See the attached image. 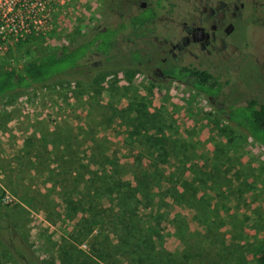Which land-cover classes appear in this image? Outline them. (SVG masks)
<instances>
[{
  "label": "rangeland",
  "instance_id": "rangeland-1",
  "mask_svg": "<svg viewBox=\"0 0 264 264\" xmlns=\"http://www.w3.org/2000/svg\"><path fill=\"white\" fill-rule=\"evenodd\" d=\"M106 10L107 0L61 1L51 29L0 53V66L18 70L35 55L84 39L109 22ZM227 57L228 73L214 100L173 80L150 82L139 68L118 67L113 56L96 54L86 62H98L91 73L80 68L5 93L0 212L15 227V237L22 235L43 264H135L133 245L117 249L105 241L107 234L116 240L106 227L112 217L79 220L99 210L86 191L98 183L89 180L101 173L98 154L115 152L126 181L135 184L130 170L136 165L147 172L157 167L162 174L158 186L150 183L149 197L137 194L143 207L135 222L146 235L155 230L163 240L155 252L177 264H183V253H190L185 264H253V251L264 240V146L217 109L251 97L264 100L262 19L237 25ZM155 138L165 140L167 153L177 159L168 161ZM183 182L191 188L187 194ZM78 201L77 210L69 208ZM0 264H20L1 238Z\"/></svg>",
  "mask_w": 264,
  "mask_h": 264
},
{
  "label": "trees",
  "instance_id": "trees-1",
  "mask_svg": "<svg viewBox=\"0 0 264 264\" xmlns=\"http://www.w3.org/2000/svg\"><path fill=\"white\" fill-rule=\"evenodd\" d=\"M28 39L29 37L23 41H27ZM113 46L112 30L107 27L105 31H96L95 34H89L80 41L63 44L56 49L35 55L23 62L18 70L0 66V98L5 93L18 87H27L33 83H43L59 74L72 75L73 72L71 71L77 70L76 66L82 65L83 60L92 51L100 52V56L103 59H110L113 56L111 53ZM178 77L184 78L180 75ZM190 78H187V81L195 89L207 95L216 96L220 94L221 82L209 77L206 71H196V74L190 76ZM140 105L144 106L142 103ZM217 110L223 113V117L227 121L245 130L251 137L264 146V100L251 97L246 99L242 104L231 103L227 108H218ZM136 112H140V109H136ZM215 123L218 127L219 122L216 121ZM219 124L218 128L222 132L231 133L232 129L230 126ZM66 142L68 147H70L71 143L68 141V138H66ZM154 143H158L163 156H168V161L177 159L175 155L169 156V151L167 153L165 140L155 138ZM111 154H115V152L103 151L101 154H98L99 160L95 163H97L101 173L98 172V177L95 174L89 177L90 181L97 179L98 183H94L91 187H86L87 193H92L96 197V206L93 207H98L99 210L95 211L96 214L89 217L82 216L79 220L85 223H96L103 221L101 216L112 217L111 221L106 220L108 221L106 222V227L110 228L116 240L112 242L107 234L105 241L110 246L118 247L117 249L122 248V246L130 248L133 245L135 250L132 248L131 259L135 264H170L169 260L172 261V264H177L175 258L166 260L155 252L156 246H161L163 243L157 231L154 230L155 232L153 231L148 236L135 222L140 207H143L141 206L140 196L144 198L149 197L150 192L147 189L150 183L158 186L159 183L156 180L161 179L162 174L156 173L158 171L157 167L153 168L152 172H147L136 165L135 167L137 168L130 170L132 171V177L135 179V184H133L131 181L123 179V174L117 169L119 159L117 156ZM141 158L139 157L140 161ZM89 173L92 174L93 172L89 171ZM157 174L158 176H156ZM139 175L141 178H139ZM148 177L153 181L150 182ZM192 177V181H194V174ZM183 183L185 184L184 193L187 194L191 188L186 187V182ZM169 190H171L173 197L179 195L175 192L174 185ZM65 192L73 194L72 190H65ZM137 194L140 196H137ZM66 201L69 204L72 198L68 196ZM79 203L82 204V202L78 201V203L70 205L69 208L77 210L80 207ZM149 203L150 199L145 200L144 207L147 208ZM158 203L159 200L157 201ZM83 218L84 220H81ZM136 230L138 234L135 232ZM16 234L15 227L0 212V238L12 250L20 264H43L42 259L34 252L26 239L22 235L17 238L15 237ZM188 254L190 255V253L182 254L180 257L181 263L185 264ZM253 264H264V240L253 251Z\"/></svg>",
  "mask_w": 264,
  "mask_h": 264
},
{
  "label": "flooded vegetation",
  "instance_id": "flooded-vegetation-1",
  "mask_svg": "<svg viewBox=\"0 0 264 264\" xmlns=\"http://www.w3.org/2000/svg\"><path fill=\"white\" fill-rule=\"evenodd\" d=\"M106 12L109 22L90 34L112 30L111 53L120 62L115 66H135L150 82L193 87L187 78L196 71L223 83L229 38L239 23L264 21V0H107ZM88 56L76 66L83 73L98 69V62L86 65Z\"/></svg>",
  "mask_w": 264,
  "mask_h": 264
},
{
  "label": "built area",
  "instance_id": "built-area-1",
  "mask_svg": "<svg viewBox=\"0 0 264 264\" xmlns=\"http://www.w3.org/2000/svg\"><path fill=\"white\" fill-rule=\"evenodd\" d=\"M63 0H0V53L27 37L47 33Z\"/></svg>",
  "mask_w": 264,
  "mask_h": 264
}]
</instances>
